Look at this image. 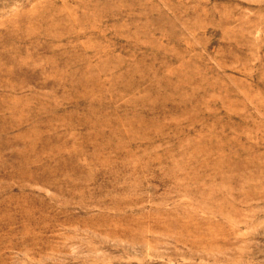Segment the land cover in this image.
<instances>
[{
  "label": "rangeland",
  "instance_id": "1",
  "mask_svg": "<svg viewBox=\"0 0 264 264\" xmlns=\"http://www.w3.org/2000/svg\"><path fill=\"white\" fill-rule=\"evenodd\" d=\"M0 264H264V0H0Z\"/></svg>",
  "mask_w": 264,
  "mask_h": 264
}]
</instances>
